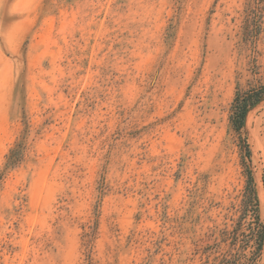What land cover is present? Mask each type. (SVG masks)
Segmentation results:
<instances>
[{
    "label": "rangeland",
    "instance_id": "rangeland-1",
    "mask_svg": "<svg viewBox=\"0 0 264 264\" xmlns=\"http://www.w3.org/2000/svg\"><path fill=\"white\" fill-rule=\"evenodd\" d=\"M261 193L264 0H0V264H264Z\"/></svg>",
    "mask_w": 264,
    "mask_h": 264
},
{
    "label": "trees",
    "instance_id": "trees-1",
    "mask_svg": "<svg viewBox=\"0 0 264 264\" xmlns=\"http://www.w3.org/2000/svg\"><path fill=\"white\" fill-rule=\"evenodd\" d=\"M260 99H261V97L258 99H255V101L253 103H255L256 101H258ZM247 107H248V104L246 103L245 100L235 102L234 110H233V121L232 122H233L236 129L241 128V126L243 125L245 114L247 111ZM21 153H22V149H19L18 147L11 149L9 152V155L7 156L6 166H8V167L13 166L20 159ZM254 199H255V208H256L257 207V204H256L257 199L255 196V193H254ZM255 217H256V220L259 221L257 214H255ZM260 226H261V224H260ZM263 234H264L263 233V226H261L260 241H259L258 247L260 246L261 240L263 238Z\"/></svg>",
    "mask_w": 264,
    "mask_h": 264
},
{
    "label": "bare ground",
    "instance_id": "bare-ground-1",
    "mask_svg": "<svg viewBox=\"0 0 264 264\" xmlns=\"http://www.w3.org/2000/svg\"><path fill=\"white\" fill-rule=\"evenodd\" d=\"M260 197H261L260 199H261V202H262V204H261V214L264 216V195L262 194Z\"/></svg>",
    "mask_w": 264,
    "mask_h": 264
},
{
    "label": "water",
    "instance_id": "water-1",
    "mask_svg": "<svg viewBox=\"0 0 264 264\" xmlns=\"http://www.w3.org/2000/svg\"><path fill=\"white\" fill-rule=\"evenodd\" d=\"M259 101V100H258ZM257 102V101H256Z\"/></svg>",
    "mask_w": 264,
    "mask_h": 264
}]
</instances>
